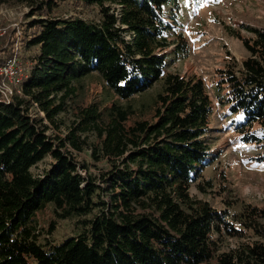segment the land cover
<instances>
[{
  "label": "trees",
  "instance_id": "1",
  "mask_svg": "<svg viewBox=\"0 0 264 264\" xmlns=\"http://www.w3.org/2000/svg\"><path fill=\"white\" fill-rule=\"evenodd\" d=\"M62 3L94 7L98 21L54 15ZM28 8L20 32L35 48L21 95L0 97V264H264V207L246 204L240 213L218 210L189 192L212 187L199 181L210 164L213 106L200 79L164 73L174 46L187 56L177 30L179 0H0ZM168 16V19L166 18ZM248 57L216 71L215 98L226 107L243 143L264 144V29L244 28ZM12 50L0 56V68ZM96 74L118 98L146 92L155 83L156 119L126 125L128 107L113 103L108 125L92 105L81 109L82 127L64 137L47 134L68 108L75 83ZM35 106L43 117H33ZM257 124L258 129H252ZM96 130L94 161L110 169L92 174L78 154L85 148L78 131ZM90 149V147H88ZM49 158L41 173L31 168ZM264 164V152L256 157ZM85 172V173H82ZM99 180L101 184H98ZM53 205L61 220L78 218L80 231L56 244L41 245L35 215ZM227 239L239 242L220 252Z\"/></svg>",
  "mask_w": 264,
  "mask_h": 264
},
{
  "label": "rangeland",
  "instance_id": "2",
  "mask_svg": "<svg viewBox=\"0 0 264 264\" xmlns=\"http://www.w3.org/2000/svg\"><path fill=\"white\" fill-rule=\"evenodd\" d=\"M179 1L180 18L177 19V30L184 34L189 51L187 56L178 57L172 55L174 46L162 51V54L169 56L164 73H177L186 79H200L213 106L210 130L206 135L210 144L208 151L211 160L202 170L199 180L203 183L209 181L212 187L200 192L194 182L189 192L195 199L207 201L212 207L227 210L229 214L240 213L246 204L264 207V164L256 160V157L264 152V144H248L239 140L240 135L234 131L232 121L237 116L228 115L226 107L217 103L214 86L217 70L225 69L233 60L240 63L248 57L241 41L230 36V30L238 32L241 38L248 39L251 35L244 28L264 29V0ZM28 11V8L18 4L0 7V56L12 50V56L16 54L18 58L23 79L33 65L32 58L36 53L35 48H25L19 38L23 25L28 20ZM54 15L65 19L78 17L92 23L98 21L97 8L67 3L60 4ZM166 18L168 19V16ZM168 22L172 23L169 19ZM74 86L75 93L68 101V108L57 115L56 123L44 120L49 124L47 134L51 137H64L74 124L86 127L88 123L80 124L84 115L81 109L89 105L95 106L101 112L104 121L99 119L100 127L108 125L113 103L120 108L128 107L131 115L126 125H133L136 120L152 122L156 119V95L161 89L159 83H155L146 92L125 100L115 96L96 74L83 78ZM2 90L0 86V97L7 101L3 94L5 91ZM8 90L6 94H9ZM29 113L33 117H43V113L35 106L30 107ZM256 127L257 124H253L252 129H258ZM77 133L86 143L78 157L87 162L88 171L96 174L109 170L110 161L106 158L94 161L90 155L94 145L98 143L96 130L88 129ZM48 165L49 158L46 157L32 167L31 171L41 173ZM96 182L101 184L99 180ZM56 214L53 205L49 204L35 215L41 245L56 244L81 232L78 221L82 219L61 220ZM237 242L239 241L236 239L223 241L218 253L235 246ZM202 264H216V261L211 259Z\"/></svg>",
  "mask_w": 264,
  "mask_h": 264
},
{
  "label": "built area",
  "instance_id": "3",
  "mask_svg": "<svg viewBox=\"0 0 264 264\" xmlns=\"http://www.w3.org/2000/svg\"><path fill=\"white\" fill-rule=\"evenodd\" d=\"M23 76L16 54L10 57L0 68V86L5 92L9 89V94L3 92L7 101H9L13 95H21Z\"/></svg>",
  "mask_w": 264,
  "mask_h": 264
}]
</instances>
